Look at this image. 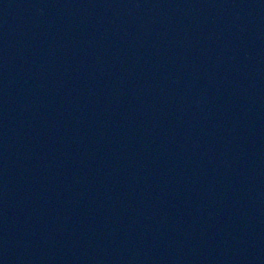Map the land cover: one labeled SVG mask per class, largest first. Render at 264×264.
Instances as JSON below:
<instances>
[{
  "label": "water",
  "instance_id": "1",
  "mask_svg": "<svg viewBox=\"0 0 264 264\" xmlns=\"http://www.w3.org/2000/svg\"><path fill=\"white\" fill-rule=\"evenodd\" d=\"M0 264H264V0H0Z\"/></svg>",
  "mask_w": 264,
  "mask_h": 264
}]
</instances>
